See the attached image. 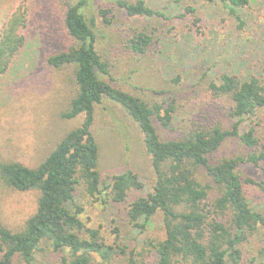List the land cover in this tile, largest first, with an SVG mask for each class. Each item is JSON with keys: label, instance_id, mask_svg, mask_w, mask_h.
Wrapping results in <instances>:
<instances>
[{"label": "rangeland", "instance_id": "rangeland-1", "mask_svg": "<svg viewBox=\"0 0 264 264\" xmlns=\"http://www.w3.org/2000/svg\"><path fill=\"white\" fill-rule=\"evenodd\" d=\"M118 0H86L82 12L92 18L95 46L109 73L100 77L126 90L147 103H173L174 111L168 127L154 121L161 139H179L199 124L210 125L220 120L228 125V97H214L208 82L219 83L228 73L241 80L258 75L264 58V2L249 0L239 8L244 21L242 29L220 1L209 0H144L150 8L169 17L127 16ZM134 1V0H128ZM77 0H0V32L16 11H24L25 23L20 25L24 44L14 55L7 70L0 76V160L19 162L28 167L38 165L55 147L59 139L78 126L82 115L62 118L69 101L76 94L74 66L53 68L46 58L77 46L64 27L63 18L68 5ZM191 5L199 19L186 13ZM108 10L106 18L99 13ZM181 14V15H180ZM183 14V15H182ZM178 15V16H176ZM136 31L151 36L143 54L132 52L128 38ZM178 77V82L173 78ZM259 135H264V107L258 111ZM91 131L98 145L97 169L100 173V195L90 196L79 181L74 200L82 207L78 216L87 227H99L107 243L114 242L117 227L119 241L130 247L145 240L164 238L161 212L152 217L144 231L133 228L127 213L129 204L147 194L155 175L150 156L145 151L137 123L118 103L102 99L94 108ZM249 150L236 138H226L211 155V163L223 157L245 154ZM264 168V165H263ZM132 170L142 180L141 189H130L122 202L107 198L112 173ZM203 184H208V202L217 195L212 181L199 172ZM241 175L259 181L262 169L243 166ZM249 205L264 213V192L257 184L244 183ZM38 190H17L0 181V222L11 230L22 229L34 212ZM104 199V201H103ZM74 211L73 208H71ZM143 241V242H142ZM264 241L260 234L249 236L242 246L246 259L255 257V264H264L258 250ZM31 264H60V253L43 241ZM114 264H124L123 256ZM146 264H157L151 253Z\"/></svg>", "mask_w": 264, "mask_h": 264}, {"label": "trees", "instance_id": "trees-1", "mask_svg": "<svg viewBox=\"0 0 264 264\" xmlns=\"http://www.w3.org/2000/svg\"><path fill=\"white\" fill-rule=\"evenodd\" d=\"M209 1H220L236 20L237 28H243L239 8L247 6L249 0ZM117 3L130 17L157 16L169 20L175 17L148 7L144 0ZM85 4L86 0H77L68 5L63 18L64 27L77 46L46 58L53 68L74 66L76 94L60 116L71 119L80 114L82 121L67 131L35 167L0 160V181L4 185L39 192L35 210L22 229L11 230L0 222V264H31L43 241L60 253V264H114L120 256L124 264H146L151 253L156 255L157 264H255V257L245 258L242 246L254 234H260L264 241V213L246 201L243 184H257L264 192V135L258 132V111L264 107V58L258 75L241 80L223 73L219 83L208 82L214 97H228L232 102L226 127L215 120L210 125L195 126L182 138L163 140L154 121L168 127L173 103L167 106L159 100L147 103L100 77L107 75L109 69L95 46L94 21L85 18L82 12ZM185 11L193 22L199 20L191 5ZM107 12L105 8L99 10L108 21ZM24 20V11H16L0 32V76L24 44L19 29ZM150 43V35L136 31L128 38L127 46L132 52L143 54ZM178 80L173 78L174 82ZM104 98L120 104L137 123L155 175L152 189L134 199L127 213L132 227L144 231L154 214L161 212L165 236L157 241H142L139 247L120 243L117 227L113 228L114 242L107 243L99 227L84 225L78 216L82 207L74 200L79 181L84 182L90 196L102 192L97 169L98 145L91 126L95 105ZM226 138L238 139L249 151L211 163L209 155ZM246 165L261 168L262 178L256 181L243 177L242 167ZM200 170L218 190L210 202V186L202 183ZM110 180L106 196L118 203L125 200L130 189L144 186L132 170L112 173ZM258 253L264 257V245Z\"/></svg>", "mask_w": 264, "mask_h": 264}]
</instances>
